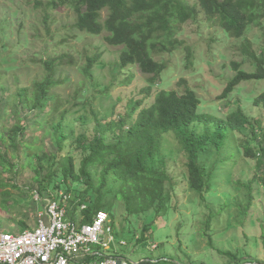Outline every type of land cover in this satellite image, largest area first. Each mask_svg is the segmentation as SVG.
<instances>
[{"label":"rangeland","instance_id":"374dc122","mask_svg":"<svg viewBox=\"0 0 264 264\" xmlns=\"http://www.w3.org/2000/svg\"><path fill=\"white\" fill-rule=\"evenodd\" d=\"M35 1L0 0V21L6 18L10 20L8 28L0 27V43L7 46L5 49L0 47V57L9 54V59H13L9 63L14 65L9 70L4 69L6 63L0 67V87H4L3 91L0 90V131L10 128L17 121L16 110L19 108L11 106L10 101L15 91L31 86L45 73L41 63L43 58L50 56L57 62L64 53L67 61H60L62 65L59 66L57 78L66 80L56 86L55 91L59 96L69 97L70 104L67 106L71 112L66 125L69 127L67 131L71 132L72 142L83 130L88 134L94 132L93 111L100 118L111 119L112 106L117 99H121L118 105L124 107L128 100L137 98L151 75L143 74L136 65L130 66L127 69L131 72V80L125 83L123 74L118 73L121 47L106 43L105 32L90 35L75 31L60 41L62 25L75 20L72 11L66 8L49 11L51 37L48 36L43 23L45 7L36 8ZM187 1L191 4L195 2ZM106 13L103 10L101 17L104 18ZM177 38L182 41L177 50L155 57L166 64V70L158 87L152 88V94L142 106L153 100V94L158 89L182 90L183 85L179 86L178 82L185 80L199 97L201 112L225 116L240 106L248 117L256 121L257 135L254 136L247 127L233 133V148L236 151L239 148L240 153L232 165L225 162L213 171L210 187L205 189L204 198H200L189 187L183 154L174 136L168 134L163 145L164 153L170 156V178L166 183L170 196L167 211L157 215L151 209L128 215L122 201L113 199L107 213L116 240L103 252L136 262L159 261L157 264H231L232 258L224 254L229 252L245 260L264 263V161L258 165L260 155L252 158L243 152L244 146L258 148L259 144H264V107L262 103L255 105L250 99L264 91V80L242 82L227 98L220 97L228 80L235 75L233 62L240 63L246 71L252 70L250 61L242 54L240 47L245 39L257 53L264 48V22L262 27H250L244 38H235L226 36L200 13L196 19H190L180 26ZM187 48L191 53V62H187ZM69 55L75 61L74 65L68 62ZM86 55L97 57L89 79L82 72ZM81 87L85 88L81 96L89 101L90 106L77 102V106L72 107L75 101L72 97ZM102 88H107V92L101 94ZM74 109L77 111L73 112ZM26 113L25 110L21 115ZM76 114L87 115L85 125L72 120ZM40 131L34 128L27 131L25 140L41 146L45 152L55 151L50 135L37 139ZM68 145L69 141L63 152H74ZM74 153L78 162V151ZM216 157L211 150L203 160L213 167ZM15 161L20 164L18 171L3 173L8 184L0 188V230L12 233L20 232V222L33 227L36 214L44 205V202L35 200V192L38 191L34 172L30 167L22 166V158ZM254 176L263 177V180ZM61 180L60 176L55 175L49 190ZM68 183L71 184L70 181ZM59 185L63 188L60 190L65 191L63 184ZM78 186L71 190L72 198L84 188V184ZM78 213L79 208L76 210ZM145 224L149 227L148 233L143 242L138 241Z\"/></svg>","mask_w":264,"mask_h":264},{"label":"trees","instance_id":"16d2710c","mask_svg":"<svg viewBox=\"0 0 264 264\" xmlns=\"http://www.w3.org/2000/svg\"><path fill=\"white\" fill-rule=\"evenodd\" d=\"M34 6L45 7L43 23L50 37L49 11L58 8L72 11L75 20L62 25L60 41L75 31L90 35L105 32L106 43L121 47L118 73L123 74L125 83L131 80V72L127 69L130 66L136 65L143 74L151 76L138 97L128 100L124 107L118 105L121 99H117L112 106L111 119L100 118L93 111L94 132L88 134L83 130L71 142V132L67 131L69 127L66 125L71 112L67 106L70 104L69 97L59 96L55 91V87L66 80L57 78L59 66L62 65L60 61H67L66 54L62 53L57 62L50 56L43 58L41 63L45 73L31 86L17 89L10 100L11 106H17L19 110H16L17 121L10 128L0 131V188L8 184L3 173L18 171L20 164L15 159L20 157L23 159L22 166H28L34 172L36 190L42 197L63 189L60 183L70 194L73 188H79L78 184H84L78 195L71 198L74 211L70 215L78 220L81 217L79 221L82 223L91 222L99 210L109 212L113 199L122 201L128 215L151 209L158 215L167 211L170 202L166 191L170 178V156L163 151L168 134L177 141L184 157L188 185L200 198H204L205 189L210 187L213 171L225 162L232 165L240 153L239 148L237 151L233 148V133L247 127L254 136L257 135L256 121L248 117L240 106L225 116L201 112V101L185 80L178 82L179 86L183 85L182 90L158 89L149 104L142 106V103L148 100L152 88L158 87L166 70V64L155 57L172 53L182 45L177 34L183 23L196 19L201 13L226 36L244 38L250 27L263 26L264 0H195L193 4L187 0H36ZM103 10L107 11L104 18L101 17ZM9 24L7 18L0 21L3 29L8 28ZM251 46L244 39L240 50L250 61L252 70L246 71L240 63L233 62L235 75L228 80L221 98H227L242 82L264 80V48L257 53ZM0 47L5 49L7 46L0 43ZM187 50V62H191V53L189 48ZM68 57V62L74 65L73 58ZM12 60L9 54L0 57V67L6 63L4 69L9 70L14 66L9 63ZM96 61L97 57L86 55L82 67L86 78H91ZM81 88L72 97L75 100H72V107L77 106V102L90 106L89 101L81 96L85 89ZM3 89L0 87V90ZM104 92H107V88L100 89L101 94ZM250 99L255 105L262 103L264 107V91ZM25 110L26 115H21ZM74 116L72 120L86 124L87 115ZM257 125L260 126L258 122ZM32 128L41 130L37 139L50 135L56 150L45 152L41 146L26 141L25 134ZM68 141L69 148L78 151V162L74 152H63ZM211 150L217 155L213 167L203 160ZM243 152L252 158L260 155L258 165L264 161V144H259L258 148L244 146ZM57 167L60 171L58 174ZM55 175L62 180L50 191L49 185ZM254 178L263 180V177ZM81 204L86 207L76 214ZM20 226V231L29 228L24 222H20ZM148 230V225H143L142 235L137 240L143 242ZM224 254L232 258L231 264H264L229 252ZM154 263L159 261L149 262Z\"/></svg>","mask_w":264,"mask_h":264},{"label":"built area","instance_id":"2783aa9c","mask_svg":"<svg viewBox=\"0 0 264 264\" xmlns=\"http://www.w3.org/2000/svg\"><path fill=\"white\" fill-rule=\"evenodd\" d=\"M71 198L62 190L43 197L35 192V200L44 202L35 225L17 233L0 230V264H149L106 255L103 250L116 240L108 213L99 210L82 223L68 216L74 211Z\"/></svg>","mask_w":264,"mask_h":264}]
</instances>
